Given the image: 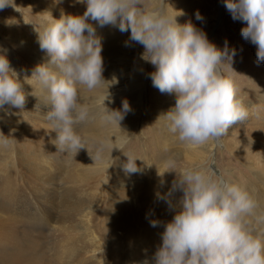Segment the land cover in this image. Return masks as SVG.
<instances>
[{
  "label": "clouds",
  "instance_id": "clouds-1",
  "mask_svg": "<svg viewBox=\"0 0 264 264\" xmlns=\"http://www.w3.org/2000/svg\"><path fill=\"white\" fill-rule=\"evenodd\" d=\"M74 3L86 5L83 14L62 11L58 19L51 15L40 24L32 23L39 46L50 59L35 66L30 77H24L33 86L30 95L40 102L37 91L45 95L41 103L49 106L45 117L57 133L51 143L59 152L76 156L82 148L89 150V140L77 131L76 125L92 119L105 126L120 125L124 115L131 111L127 99L118 110L105 104L110 99V84L118 80L113 77L107 81L103 77L102 38L90 20L100 27L112 25L121 32L130 30L129 40L143 45L141 58L155 66V71L149 74L153 86L162 93L176 95L175 105L160 114L157 121L162 119L168 132L180 143L199 147L213 142L222 146L229 126L247 119L248 112L232 80L221 70L225 62L232 65L236 55L227 41L221 49L191 21L178 23L176 17L181 12L169 16L162 6L142 11L140 0H74ZM223 3L234 20L246 22L241 35L256 45L257 61L264 62V0H223ZM9 6L17 8L15 0H0V10ZM195 18L204 19L199 10ZM32 80L37 82L38 89L30 83ZM106 82H111L106 98L98 99L93 106L82 102L80 86L91 92ZM25 102L19 73L0 48V108L9 104L23 109ZM37 105L40 107V103ZM113 137L111 154L113 149L123 151L129 138ZM9 143V136L3 134L0 145ZM92 143L96 156L90 155L94 160L102 158L107 144ZM126 155L127 162L122 165L125 173L141 171L137 158ZM176 162L174 156L162 161L168 168ZM166 172L170 171L163 174L158 171L161 185L165 183ZM177 190L183 195L174 203L172 196ZM155 196L166 202L169 209H175V215L164 224L162 242L151 259L136 264H264V248L253 240L244 219L252 213L255 201L242 186L211 168H186L180 170L168 192L157 191ZM160 223L157 219L150 220L153 227Z\"/></svg>",
  "mask_w": 264,
  "mask_h": 264
},
{
  "label": "rangeland",
  "instance_id": "rangeland-1",
  "mask_svg": "<svg viewBox=\"0 0 264 264\" xmlns=\"http://www.w3.org/2000/svg\"><path fill=\"white\" fill-rule=\"evenodd\" d=\"M64 1L66 2L64 5L68 8V12L71 11V14H83L85 5H82L78 10L73 4L74 0ZM16 6L18 10L9 6L4 8V15L2 11H0V14L24 30L28 36L32 37L38 52L35 53L31 49L33 51L31 54L40 55L44 61L49 60L50 57L47 55L46 51L42 50L39 46L37 40L38 34L34 30V25L32 24L33 22L36 24H40L41 22L34 15L35 13L29 12L19 5ZM161 6L166 10L169 16L174 17L178 12H181L182 14L176 17L178 23L184 24L191 21L198 28L206 32L208 39L214 42L217 47L223 49L225 41H227L228 47L236 50V55L232 65L230 62H225L221 66L222 72L232 80L236 94L245 109L256 105H264V76H261V80L259 79L261 72L259 69L264 68V62L257 61L256 45L244 39L241 35V29L246 26V22L234 20L231 13L224 6L223 0H140L139 5L142 11H150L154 7ZM197 10H199L204 17L203 20H196L195 13ZM98 36L102 38L103 45V77L105 80L111 81L112 72L117 70L110 65V62L119 59V57H115L117 56L116 53L123 51V56H126L128 52L126 47L128 48L130 44L134 46L141 44L129 40L130 30L121 32L117 27L112 25L101 27ZM143 51L144 47H137L131 51V53L135 55L132 64L135 65V67L141 65L144 68V74L142 73V75L148 83V91L145 93L146 103L143 108V115L135 129L136 133H133L134 136L133 134H129L130 131L127 129L126 122L128 121L127 119L131 118L130 114H125L120 125L118 124L117 126L113 124L105 126L98 119H92L88 122L76 125L77 131L89 140V150L87 148H82L76 156L75 154L73 155V153L66 154L64 152L55 154L52 151H48L47 145L43 144L45 142H51V140L56 137L57 133L54 130H48L40 135L28 132L27 124L24 121L10 118L1 119L3 118V114L0 111V138H2L4 134L9 136L10 139L8 145H0V192H2L7 185L11 187L10 192L0 194V196H4L6 198V203L16 206L19 211H21L23 206H27V211L31 215V218L21 216V218L25 220L18 224V232H20L18 235L20 239L25 235L30 237L34 235L31 239L34 241V245H39L40 254H49L53 252V242L61 233L60 231L54 232V229L46 227L50 224L51 226H56V224L61 226L68 212L70 213V217L66 220L67 223H72L76 227V230L79 229L78 223L81 221V214L75 212V207L79 205H77V200H79L80 203L81 196L80 190L78 193V191L74 190L76 189L74 186L77 185L79 188L85 186L87 190L84 192H87L88 195H92V191L95 190L93 189L95 188L94 186L97 185L99 178L102 177V183H104L105 188L103 190H99V188L96 189L99 192L98 194L106 192L104 190H106L114 174L109 173L104 175V168L107 167L108 164L105 163V158L103 156L96 160L93 159V157L96 156V151H94L91 145L93 141H104L106 137H108L109 140L114 133H120L118 137L130 135L129 137L131 140L129 139V142L123 149L127 159L128 157L126 154L136 157L137 164L143 160H150V165H147L148 168L141 169V177L144 178V184L148 183L154 186L148 195H140L137 203H141L144 200L148 201L149 207L154 215H159V217H161L162 227L161 230L159 229L160 231L158 234L156 232L158 243L161 238L160 234L164 231V224L172 220L175 215V209H169L168 204L162 200H158L155 193L157 191L161 193L168 192L171 188L172 181L176 178L177 174H179L180 170L186 168H211L215 170L216 174L223 175L225 178L242 186L249 193H252L253 188L256 189V187H253L255 181L256 183H260V181H258L257 172L253 170L248 160L223 153L225 151L223 143L222 146L217 147L218 149H214L211 152L212 154H210L209 146L197 147L180 143L173 134L168 132L164 122H162V124H154L152 122L151 116L152 113H155L152 108L156 105L168 102L169 99L170 104H175L176 95L175 93H162L158 88L153 86L149 74L155 71V66L141 58V53ZM14 62H18V64L21 65L19 68L21 74L29 77L32 75V71L36 66L29 57L21 52L15 56ZM130 76H128V79ZM138 76L139 72L137 71L135 74H132L130 79H138ZM31 82L38 87L35 80ZM110 83L111 82H106L99 88L98 95L91 94L86 88L80 86L82 89V102L88 106H93L98 99L102 100L106 98L104 96L108 95L107 89ZM111 85L112 84H110L109 87H111ZM127 85L131 86L129 83H127ZM31 87L33 88L32 85ZM108 91L111 95L117 92V90ZM259 97H262L263 100H259ZM128 100H130V98H128ZM108 101L109 100L105 101L106 105H108ZM47 111L49 110L47 109ZM250 114L252 113L248 112L246 120L237 121L232 124L231 130L236 134V141L239 145L242 143H250L252 151L256 153L262 142L259 136H257L258 134L255 132L253 125L250 126L252 122V120H250ZM130 123L134 124L133 121ZM118 127L124 128L122 130H117ZM164 133L167 134L165 135ZM159 141H161V143L165 142L170 147V154L168 156H174L177 161L172 168H168L162 163L165 158L159 160V157L155 156L158 153L156 144L159 143ZM172 141L175 142H173V145L169 143ZM30 152L34 153L31 158V164L36 171L34 179L30 170L21 166L23 157ZM90 154L93 155V157ZM43 169L46 171V181L40 182L38 181L37 175L43 174ZM76 170L85 174L86 183L69 182L64 185V190H60V188L56 189V184H53V181H57L59 178L64 177L65 174ZM98 170L101 171L103 175H99ZM158 171L160 174H163L165 171H170L164 174L163 179L165 183L163 185L160 183L161 177L158 175ZM63 182L64 180H61L60 185H62ZM125 185L126 184H123L121 186ZM32 190L34 191L32 192ZM145 192H148V190L145 189ZM255 193L259 194L258 189ZM182 195V191L177 190L174 192L172 196L173 202H177ZM255 198L258 197L255 196ZM91 200L93 202L94 198L91 197ZM88 202L89 207H92V204L97 206L96 202ZM104 204H102L103 207L101 205L102 208L100 206L94 208V210L99 213H88L87 216H94L90 218L91 222L94 220V222H92L93 228L96 227V230L99 228L100 232L102 231L101 236L105 234L104 236L106 239L103 238L104 236H102V238L106 245L111 244L110 246H112L116 244L115 246L119 247L116 255L120 257V253L131 251L126 242V236L130 235V238H128L129 240L132 238H140L144 234L145 229L142 228V225H138L135 219L130 216H127L125 219H115L113 222H110L111 213L105 214L104 207L107 205V202ZM109 204L106 206L108 210L110 207L112 208V203L110 202ZM118 210L120 209L118 208ZM27 220L30 222H25ZM108 222L111 224L110 226L107 224ZM37 225H45V227H36ZM52 233L54 235H52ZM148 238H151V236ZM103 259L108 261L109 258L103 257L99 259L105 263ZM83 261L80 264H84ZM95 262L96 260L89 264H96L97 262Z\"/></svg>",
  "mask_w": 264,
  "mask_h": 264
},
{
  "label": "bare ground",
  "instance_id": "bare-ground-1",
  "mask_svg": "<svg viewBox=\"0 0 264 264\" xmlns=\"http://www.w3.org/2000/svg\"><path fill=\"white\" fill-rule=\"evenodd\" d=\"M15 4L19 5L23 9L28 10L29 12L35 13L34 15L40 22L45 17L50 19L51 15L54 18L58 19L60 18L62 11L66 14H71V11L68 12V8L65 7L64 4H66V2L64 0H59L58 3L56 2V0H15ZM73 4L78 10L82 5H84L80 3ZM85 10L86 5L84 11ZM0 11H2V14L4 15V9ZM2 14H0V48H3L6 51L8 59L10 61V66L14 67V69H16V71L19 73V78L26 93V102L23 109L14 108L9 104H5L2 108H0V111L3 114V118L1 119L10 118L22 120L27 124L28 132H32L37 135L44 134L46 131L52 130V125L49 121H47L45 117L47 109L49 110V106L41 103L44 101L45 95L39 90L37 91V94L40 96L41 102L39 101L38 97L30 95V93L33 91V88L30 84L25 82V76L21 74V71L19 69L21 65H19L18 62H14V59L15 56L21 52L29 57L36 66L38 64L46 63L48 60L44 61L38 54H31L33 53V51L35 53L38 52L35 48V42L32 37L28 36V34H26V32L19 28L15 23H7L6 21L9 20L6 19ZM25 19L27 20L26 17ZM89 22L96 27L98 35L101 27L95 21L90 20ZM137 47H143V45L134 46L130 44L128 48L126 47V49L128 50L126 56H123V51H119L116 53L117 56H115L119 57V59L110 62V65L117 70L112 72V79L113 77H116L118 82L112 84L108 89L117 90V92L114 95L110 94V99L107 106L112 110L122 109V101L124 99L128 100V98H130L128 102L130 104L131 111L126 113V115H131V118L127 119L128 121L126 122L127 129L130 131L129 134H133L136 131L135 129L140 122L141 116L143 115V108L146 103L145 93L148 91V83L147 81H145V78L142 75L144 68L141 65L135 67V65L132 64L135 55L132 54L131 51ZM15 63H17L18 65ZM259 70H261L259 78L261 80V76H264V68ZM137 71L139 72L138 79H130L132 74H135ZM128 76H130V82ZM126 82L131 84V86H128ZM30 83L32 82L30 81ZM98 91L99 89L88 92L98 95ZM259 98V100H263L262 97ZM169 101L170 99L168 100V102H165L161 105H156L152 108V110L155 112L152 113L151 116L153 120L152 122L154 124H162V122H164L162 119L157 121V118L160 114L167 112L171 107L175 105L174 103L170 104ZM38 103H40V107L39 105H37ZM245 110L252 113L250 114V120H252L250 126L253 125V128H255V132L258 134L257 136H259L262 142L261 146L259 145L258 152L254 153L252 151V146L250 143H242L241 145H239L236 141V134L231 130L232 125H230L227 130L226 136L222 139V143L225 146V151L223 153L228 154L229 156L235 155L237 157L245 158L246 160H248L253 170L257 172L258 181H260V183H256L255 181L253 187H256V189L253 188L252 193H250L252 199L255 201V208L253 209L251 214H246L244 219L246 222V226L251 232L253 240L258 242L259 245L264 248V224L259 223L260 221H264V105H256L246 108ZM131 121H133L134 124L130 123ZM113 125L117 126L118 123H114ZM123 128L124 127H118L117 130H122ZM119 134L120 133H114L112 137L119 136ZM129 134L125 137H128L130 139ZM113 139H115V137H113ZM104 142L107 144V147L104 149L103 157L105 158V163L108 164V166L104 168V175L109 173L114 174L111 178L112 180L109 181L106 190H104L106 192H102L101 194H98L99 192L96 188H99V190H103L105 188L104 183H102V177L99 178L97 185L94 186L95 188L93 189L95 190L92 191V195H88L87 192H84L85 190H87L85 186H81L80 188L77 185L74 186L76 187V189L73 188L75 191H78L79 193L80 190L81 196L80 203L79 200H77V205H79L75 207V212L81 214V221L78 223L79 229L76 230V227L72 223H67L66 220L70 217L69 212L68 215L65 216L66 219L63 220L61 226L57 224L56 226H51V224L49 223L50 225L46 228H52L54 229V232H61L60 236L53 242V252L49 254L42 253L43 255L40 254L39 245H34V241L31 239L34 235L31 237L25 235V238H19L18 234L20 232H18V224L25 220L22 219L21 216L31 218V215L27 211V206H23L21 211H19L16 206L6 203V198L4 196H0V264H80L83 260L84 264H89L91 262H94V260H96V264H136V262L143 261L145 258L151 259L156 251L157 246L161 243V238L160 242L158 243L156 232L158 234V232L161 230L162 225L160 223L159 226L157 225L156 227H153L150 224V220L157 219L161 222V217H159V215H154L153 211H151L149 207L148 201L144 200L141 203H137V201L139 200L140 195H148L154 185L143 183L144 178L141 177V171L137 173L126 174L122 167V165L127 162V158L124 155V150L122 151L120 149H113L111 154V149L113 146L111 143V138L108 140V137H106L104 139ZM173 142L174 141L169 143L173 145L175 143ZM43 144L47 145L48 151H52L55 154L60 153L56 145H54L53 143L45 142ZM156 145L158 153L155 156H158L159 160H163L164 158L168 157V155L170 154V147L165 142L161 143V141H159V143H157ZM91 146L93 147L94 151H96L94 144H92ZM205 146L210 147V154H212L211 152L218 147L213 142H209ZM74 154L75 153H73V155ZM33 155L34 153L30 152L25 157H23L21 166L30 170L31 175L34 179L36 171L31 164V158ZM149 163L150 160H144L137 165L140 166L141 169H147V165H150ZM42 172L43 174L37 175L38 181L40 182L46 181L45 169H43ZM98 174L103 175L99 170ZM85 178L86 177L84 173L78 172L76 170L65 174L64 177H61L59 178V180L53 181L52 183L56 184V189L60 188L61 190L65 188L64 185L68 184L69 182L86 183ZM61 180H64L62 185H60ZM123 184L126 185L121 186ZM145 189H147L148 192H145ZM257 189L259 194L255 193ZM10 190L11 187L7 185L4 190L0 192V194L10 192ZM33 191L34 190H32V192ZM255 196L258 198H255ZM91 197L94 198L93 202L91 200ZM88 201H91L92 203L96 202L97 206L100 207L106 202V206H108V204L111 202L112 208L110 207L108 210L106 206L104 207L105 214L111 213L110 222H113V220L115 219H125L127 216H130L135 219V222H137L138 225H142V228L145 229L142 237L132 238L131 240H129L128 238H130V235L126 236V242L128 243V247L131 249L130 252H122L120 253L122 256L120 255L119 257V255H116L119 248L115 246L116 244L110 246L111 244L106 245L104 243L105 241H103V238H105V234L102 235L104 236L102 238V231L100 232L99 228L97 230L95 229L96 227L93 228L92 222H94V220H92V222L90 220L93 215L87 216L88 213H99L98 211L94 210V208L97 206H95V204H92V209V207L88 206ZM118 208L120 210H118ZM25 222L29 223L30 221L27 220ZM107 224L109 226L111 225L109 222ZM45 225H37L36 227H45ZM52 235L54 234L52 233ZM149 236H151V238H148ZM103 257L109 258L108 261H105L103 259L105 261V263H103L102 260H99Z\"/></svg>",
  "mask_w": 264,
  "mask_h": 264
}]
</instances>
